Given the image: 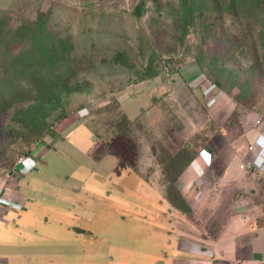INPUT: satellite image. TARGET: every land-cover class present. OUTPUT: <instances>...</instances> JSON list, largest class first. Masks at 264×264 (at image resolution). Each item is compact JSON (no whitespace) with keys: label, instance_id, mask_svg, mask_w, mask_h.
<instances>
[{"label":"rangeland","instance_id":"1","mask_svg":"<svg viewBox=\"0 0 264 264\" xmlns=\"http://www.w3.org/2000/svg\"><path fill=\"white\" fill-rule=\"evenodd\" d=\"M206 88L214 95L204 99ZM263 113L264 0H0V203L20 179L30 182L39 163L25 171L18 162L51 131L66 126L59 133L70 142L63 144L65 153L85 172L106 179L88 181L98 189H121L128 210L142 214L123 213L120 226L106 221V237L123 241L131 260L160 250L161 239L154 242L152 235L157 228L160 236L166 233L162 198L168 211L192 222L187 231L205 232L201 221L219 199L215 188L222 162L243 154L247 133L258 127ZM91 142L97 148L83 159L78 150ZM109 143L125 157L134 155L135 172L159 193L145 187L144 193L133 192L125 183L112 186L109 176L121 178L130 164L113 154L109 162L98 159ZM60 151L50 149L42 159L50 160L48 171L70 177L76 163L58 164ZM200 153L210 156L206 194L198 183L189 187L181 180ZM74 174L83 175L79 169ZM178 191L181 209L167 199L176 201ZM22 194L20 208L8 206L1 218L0 264L18 252L24 264L28 251L53 253L67 239L77 242L71 229L68 234L56 225L65 219L58 221L51 208L34 205L36 210L23 217L28 200ZM98 196L114 205L102 192ZM29 197L34 201V192Z\"/></svg>","mask_w":264,"mask_h":264},{"label":"crops","instance_id":"2","mask_svg":"<svg viewBox=\"0 0 264 264\" xmlns=\"http://www.w3.org/2000/svg\"><path fill=\"white\" fill-rule=\"evenodd\" d=\"M137 97L135 96V98ZM143 98L144 100L149 99L146 94ZM124 104H128V102ZM138 112L139 110H137V114ZM125 116H127L126 113ZM129 119L131 120V118ZM133 119L134 117L132 120ZM64 128H66V126L57 130L55 133L51 131L41 143H37V145L31 149L29 158L25 159V167L23 170H27L28 167L33 166L34 162L37 161L39 162L37 164V171L33 174L31 179L28 176L27 179H30V182L25 183L20 179L13 190H10V192L6 194L4 193L2 199L7 196L5 199L7 202L12 199L16 201L18 199L20 200L21 197L24 196L22 194V191H24V193H26L25 198L28 200V203L25 205L28 208L26 210V215L23 217L30 216L32 212L36 210L34 205L45 209L51 208L56 212L55 214L57 215L58 221L65 219L64 224L56 223V225H59V228L64 226L65 230L64 228L63 230L66 233L71 229L73 232L72 237L77 239V242H74L72 239H67L66 243L63 245L66 244V246H69L74 243L79 245L81 243L78 242L87 241L91 238V236L86 233L77 232L76 230L78 228L90 230L93 228L92 222L97 226L100 221H104L101 217L104 212L112 213L110 208L111 205L99 201L97 199L99 198L98 194L102 192V195H104L106 199L112 198L114 201L123 203V191L121 189H111V191H109L101 187L98 189V187L93 186V184L88 181L96 179L103 184L106 179L102 174L96 173L93 170V172H90V170L85 172L82 163L75 161L73 155L65 153L63 144L70 142L66 139V136L61 137L59 134ZM261 134H264V126L257 127L247 133L246 137L249 143L243 154L241 156L234 154L236 155L235 157H231L227 161L225 160L222 162L223 167H220L216 177V182L217 184L219 183V186L215 188L219 199L217 198L218 200L215 205L210 207V216L213 213L216 216L213 221H210V216L208 219L201 221V224H204L205 232H198V237L187 231V229L192 228V222L184 220V215L181 216V214L177 211L175 212V210L168 211V204L162 198V207L167 210L162 212V216L165 215L166 217V221L162 224L166 229V233L160 236V229H156L152 237L154 241L155 238L161 239V247L168 250L166 255L168 264H264V160H258L255 168L247 165L255 155V153L248 150V146L253 142L257 143L256 147L264 146V140L261 138ZM57 144H59V148H61L57 156L54 154L59 158L57 163L69 164L72 161L76 163L75 169L72 170L70 177L65 174H55L52 171H48V169L51 168L50 160L45 161L42 159L50 149L54 152H59V148H53V146ZM39 146L40 148H38ZM71 146L72 148L77 147L74 143H72ZM95 148H97L95 143L91 142L85 149H75L79 151L78 155L86 159L94 153ZM104 150L105 151L100 153L101 155L98 159L109 162L110 155L107 154V148H104ZM67 159H69V161L66 162ZM209 161L210 156H208V154L206 156L200 153L198 157L192 160L183 169L184 173L181 175V178H183L181 179L182 184L191 187L193 182L195 184L198 183V185H196L199 186L200 190L203 187V192L206 194L207 188L205 187H208V181L211 180L210 176H208V178L207 175H205L209 171ZM77 169L81 170L83 175L74 174ZM69 179H72V181L77 180V185L75 183H69ZM54 182L61 183L53 184ZM123 183L129 185L133 192L136 190L144 193L145 187L149 192L154 190L159 193L158 188L155 187L153 182L150 181L149 183L145 181L135 171H128L127 174L116 179L115 186H123ZM51 186H54L55 189H50ZM33 192L35 194L34 201H32V197H29ZM44 194L46 197L39 198V195ZM46 198L49 199L48 202L45 200ZM5 200L0 203V222L1 218L6 215L8 207L6 206L8 203ZM52 200L56 203L51 204L50 202ZM160 200L161 195L158 197V202ZM157 208L159 209V206ZM155 215L159 216V213H155ZM32 220L34 221V218ZM16 221L17 220H15V223ZM21 221L28 226L31 225L24 221V219ZM38 223L39 225L42 224L41 222ZM39 225L38 229L40 228ZM38 229L36 227L31 228V232L37 233ZM94 229L97 228L94 226ZM41 237L47 244L53 239L45 234ZM54 241L55 240H52L53 247H55ZM86 241H84L85 244L87 243ZM96 243H98L96 244L98 246L105 244V242L98 240ZM52 250L53 253L32 251H28L27 254L23 253L26 255V258H28L24 264H78L74 261L75 258L77 259L79 257L78 250L75 251L72 247L62 249L55 248ZM21 255L22 254L18 252L15 256L8 258V260L10 259L8 264H23L20 262ZM158 255L159 252L153 250H150L147 254V256H151L152 259L157 258ZM142 264H145V261H143Z\"/></svg>","mask_w":264,"mask_h":264},{"label":"flooded vegetation","instance_id":"3","mask_svg":"<svg viewBox=\"0 0 264 264\" xmlns=\"http://www.w3.org/2000/svg\"><path fill=\"white\" fill-rule=\"evenodd\" d=\"M121 136H122V134H121ZM122 141H123V136H122ZM107 152H108L107 154L116 155V157H119L120 159L124 160L126 163H129L130 164L129 171L134 172L136 170L137 159H135V156L131 159V161L127 160L126 158L123 157V152L118 151L116 149V147L113 146L112 143H111L110 147H107ZM95 160L93 159L92 161H95ZM134 166H135V169H133ZM31 167L32 166L28 167V169H30ZM25 171H26V169H25ZM108 180H111V185L115 186L116 180H114L112 178V175L109 176ZM122 200H123V198H122ZM10 201L11 202H9V204H6V206H11L14 209L20 208L19 203L15 199H12ZM160 202H161V200H160ZM129 207L130 206L123 204L122 202L114 201V205H111V207H110L112 210V213L104 212L101 216L104 219V221H100V223H98V225H97L98 227L96 226V224H94V222H92L93 228H91L92 226L90 227L92 230L91 229L86 230L83 228H78L79 229L78 231L80 233H84V234L86 233V234L91 236V238L89 240H87V241L84 240L89 245L87 243L85 244L83 241V242H78V243H81L79 245H77L75 243L70 244L69 246H66V244L62 245L60 247V249L72 247V248H74L75 251L78 250L79 251V257L77 259L75 258V260H74L78 264H142L143 261H145V264H168V261L166 258L168 250L166 248H162L160 246V250L158 251L159 255L155 259H152L151 256H147V255H146V257L145 256L143 257L145 252H142L137 260H131L126 255L125 249L123 250V241L112 240L111 238L106 237L105 233L107 232V227H108V223L106 222L107 219L114 220V221L118 222V226H120V224L123 223V213L126 212L128 214H131L132 216H137V217L142 215V214H138L139 212L137 210H134V209L128 210ZM134 212H135V214H134ZM153 216L157 217V215H155V213ZM162 217L164 219H166L165 215H163ZM155 222H153V223H155ZM94 226L97 229H94ZM157 229H160V228H157ZM97 240L103 241V242H105V244L98 246V245H96V244H98V243H96ZM149 255H151V254H149ZM153 257H154V255H153Z\"/></svg>","mask_w":264,"mask_h":264},{"label":"built area","instance_id":"4","mask_svg":"<svg viewBox=\"0 0 264 264\" xmlns=\"http://www.w3.org/2000/svg\"><path fill=\"white\" fill-rule=\"evenodd\" d=\"M202 92H203L204 99H207L209 96L214 95V94L209 93L207 88L205 90H203ZM255 123H256V126H258V127L264 126V113L256 120ZM261 138L264 140V134H261ZM256 144H257L256 142H253L252 144H250L248 146V150L255 153L254 158L249 163H247V165H250L253 168L256 167L258 160H264V146L263 147H261V146L256 147ZM18 163L24 164V161L20 160Z\"/></svg>","mask_w":264,"mask_h":264},{"label":"trees","instance_id":"5","mask_svg":"<svg viewBox=\"0 0 264 264\" xmlns=\"http://www.w3.org/2000/svg\"><path fill=\"white\" fill-rule=\"evenodd\" d=\"M130 121V120H129ZM123 131L125 132L126 130H125V128H123ZM122 136H123V139H126L125 137H127V135H126V133H122ZM122 136L120 135L119 136V139L120 140H122ZM115 143V142H114ZM113 143V144H114ZM126 151V150H125ZM29 154H30V152H29ZM123 157L124 158H126L127 160H129V161H131V159L134 157V155L132 156V157H125L124 155H123ZM192 158L193 157H188V161L187 162H189V161H191L192 160ZM187 162L185 163V164H187ZM175 198H176V201H173L174 199H170L168 196H167V199L173 204V205H175V206H177L179 209H181L180 207H179V205L177 204V202L178 201H180V202H182L183 200H184V198L181 196V194L179 193V191H178V193H176V196H175Z\"/></svg>","mask_w":264,"mask_h":264}]
</instances>
